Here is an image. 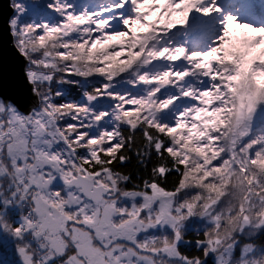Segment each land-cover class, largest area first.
I'll use <instances>...</instances> for the list:
<instances>
[{
  "label": "snow or ice",
  "instance_id": "1",
  "mask_svg": "<svg viewBox=\"0 0 264 264\" xmlns=\"http://www.w3.org/2000/svg\"><path fill=\"white\" fill-rule=\"evenodd\" d=\"M0 264H264V0H9Z\"/></svg>",
  "mask_w": 264,
  "mask_h": 264
},
{
  "label": "water",
  "instance_id": "2",
  "mask_svg": "<svg viewBox=\"0 0 264 264\" xmlns=\"http://www.w3.org/2000/svg\"><path fill=\"white\" fill-rule=\"evenodd\" d=\"M8 4L9 0H0V78L10 70L13 58L23 62V57L11 44L12 36L7 20L12 10L8 7Z\"/></svg>",
  "mask_w": 264,
  "mask_h": 264
}]
</instances>
